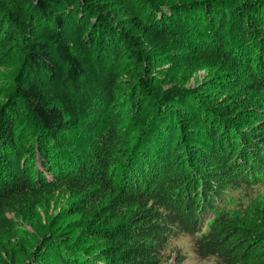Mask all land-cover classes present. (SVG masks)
Returning a JSON list of instances; mask_svg holds the SVG:
<instances>
[{"label":"trees","instance_id":"1","mask_svg":"<svg viewBox=\"0 0 264 264\" xmlns=\"http://www.w3.org/2000/svg\"><path fill=\"white\" fill-rule=\"evenodd\" d=\"M185 58L219 72L156 90ZM56 183L76 221L20 263ZM262 185L264 0H0V264H264Z\"/></svg>","mask_w":264,"mask_h":264},{"label":"rangeland","instance_id":"2","mask_svg":"<svg viewBox=\"0 0 264 264\" xmlns=\"http://www.w3.org/2000/svg\"><path fill=\"white\" fill-rule=\"evenodd\" d=\"M180 1V0H176ZM223 3L227 2L231 6L235 4L236 0H220ZM225 1V2H224ZM178 58L187 57L183 51L176 52ZM179 59L177 65L168 63L165 72H162L160 83L155 84L156 90L168 89L171 86H181L187 88H207L210 80L214 74L219 72V69H213L215 65L211 62L195 63L191 59ZM222 94V93H221ZM225 94V92H224ZM121 127V124L118 126ZM173 135L172 138H175ZM86 142L80 136L75 138V146H71L68 150L70 155H77L85 151ZM73 153V154H72ZM14 161V158H12ZM46 176L51 179V176L46 172ZM259 177L257 180L262 181ZM52 180V179H51ZM261 196L264 198V185L260 188ZM261 198V202H262ZM23 205L19 211L25 217L20 220L15 216V213L8 211L6 217L17 221L18 225L11 230L6 228L4 232L13 238V243L16 246L18 253V260L20 263L25 262L32 256L35 244H37L48 232L63 229L66 230L68 226L73 225L76 221L75 216H68L67 210L72 205V199L65 185L56 183L53 186L42 188L40 191L34 192L23 198ZM263 203V202H262ZM17 210V209H15ZM181 247L187 250V260L182 259L177 254H174L170 260V264H205L199 261L187 248L185 241H181Z\"/></svg>","mask_w":264,"mask_h":264}]
</instances>
